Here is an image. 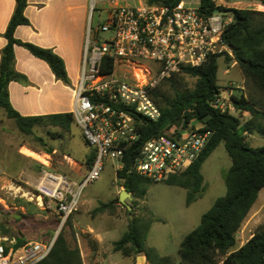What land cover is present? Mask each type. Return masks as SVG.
<instances>
[{"label": "trees", "instance_id": "trees-1", "mask_svg": "<svg viewBox=\"0 0 264 264\" xmlns=\"http://www.w3.org/2000/svg\"><path fill=\"white\" fill-rule=\"evenodd\" d=\"M165 6L174 7L181 0H155ZM15 6L3 37L5 46L0 51V111L12 120L20 133L32 136L34 128H58L69 132L74 123L72 113H60L47 116L23 117L9 103L8 84L23 82L25 77L14 70V47L20 46L31 56L47 64L57 80L67 84L68 78L63 60L51 49L41 48L31 43L15 39L18 26L29 21L24 15L27 0H14ZM264 6V0H258ZM198 9L211 14L215 9L231 15L232 21L226 27L222 39L231 49L232 57L225 61L234 62L244 80L248 97L243 93L231 96V104L236 112L247 113L250 117L244 123L235 115L221 112L215 104L220 97L217 83V60L211 57L199 67H181L179 72L162 80L150 93L158 107L160 117L150 121L133 114L138 139L125 150L124 166L116 171V177L123 190L136 198H144L152 181L139 176L131 168L143 144L176 129H194L211 133L206 146L194 162L182 173L170 176L162 182L168 186H177L187 191L186 205L196 201L202 190L203 175L201 167L214 150L223 143L231 165L223 173L225 193L217 198L211 207L201 216L199 224L179 243V262L169 256H159L153 248L146 246L149 229L153 219H144L131 215L127 229L119 240L113 242L112 250L125 258L144 255L146 264H264V222L259 225L252 237L241 247L237 246V233L257 201L264 188V145L251 147L246 135H264V104L256 96H264V12L246 9H226L216 7L213 0H199ZM101 70L111 73L112 59L102 61ZM187 78L194 79L190 87ZM51 134L52 138L61 137ZM45 152L43 139L35 137ZM83 139V137H82ZM84 140V139H83ZM85 145L90 147L84 140ZM95 149L86 156L88 167L95 158ZM112 203H100L92 213H104L112 210ZM71 216L65 224H70ZM64 224V225H65ZM53 233L50 231L49 234ZM25 240L16 239V246ZM26 243V242H25ZM93 253L97 242L91 241ZM37 264H84L81 252L76 244H70L62 228L56 236L49 254Z\"/></svg>", "mask_w": 264, "mask_h": 264}, {"label": "built area", "instance_id": "built-area-1", "mask_svg": "<svg viewBox=\"0 0 264 264\" xmlns=\"http://www.w3.org/2000/svg\"><path fill=\"white\" fill-rule=\"evenodd\" d=\"M118 1L123 0H103L109 9L102 24L92 35L87 34L78 81L72 90L74 123L95 149V158L79 183L44 165L35 186L38 204L53 205L61 225L78 210L82 190L99 179L105 159L118 163L116 171L123 168L126 148L138 139L133 114L150 121L159 119L150 93L162 80L181 67H199L211 57H232L222 39L232 21L227 12H202L199 0H181L174 7L155 0L121 5ZM100 34L108 38L100 40ZM106 58L113 61L111 73L101 70ZM228 94L220 93L215 104L221 112L233 115V93ZM210 135L196 126L152 138L143 144L131 169L152 182L165 181L194 162ZM54 240L16 246L15 240L0 236V264H37L49 254Z\"/></svg>", "mask_w": 264, "mask_h": 264}, {"label": "rangeland", "instance_id": "rangeland-1", "mask_svg": "<svg viewBox=\"0 0 264 264\" xmlns=\"http://www.w3.org/2000/svg\"><path fill=\"white\" fill-rule=\"evenodd\" d=\"M76 1L84 2V0ZM184 1L190 2L191 0ZM87 3L88 18L82 46L83 51L87 34L91 33L92 35L95 29L102 24L106 17V11L109 9L108 4L103 0H87ZM125 3L132 4L133 0L118 1L119 5ZM215 3L226 9L264 12V7L260 5L258 0H229L227 2L215 0ZM78 23L80 21H77ZM107 38L108 35L106 34L99 36L100 40ZM76 40V50L72 58L75 57L78 49V37ZM145 64L151 65L146 62ZM217 64V83L221 94L223 93L228 97V93H233V95L243 93L245 97H248L244 80L236 64L226 62L225 57L218 58ZM194 81V79L187 78L190 87L193 86ZM65 85H70L69 79ZM241 87L243 89H240ZM256 99H260L261 103L264 104V96H256ZM232 113L240 119L241 123L250 117L247 113L236 111ZM10 121L11 136L14 141L26 145L37 154L44 153L45 148L36 141L35 137L43 139L46 144L45 147L54 150L52 154H48L50 157L49 168L58 174L67 176L76 183L81 181L89 168L85 159L91 151V147L85 145L80 129L76 124L71 126L69 132L53 127H37L34 128L32 136H25L18 131L13 121ZM49 132L54 135L60 134L61 137L53 139ZM245 139L253 148L264 145V135L254 133L246 135ZM10 152L9 150L8 153L10 154ZM43 163L46 162L43 161ZM13 164L14 161L10 158L0 160V174L12 171ZM117 165L115 160H104L99 179L82 190L78 210L71 216L69 225H61L60 219L53 211V205L48 208L38 204L34 190L42 175L35 185H27L22 180L6 181L0 179V236L15 241L16 239H23L25 242L48 241L55 238V235L62 228H65L67 241L78 246L86 264L96 260L100 264L107 260L109 262L107 264H139L137 261L139 255L125 258L112 250L113 242L119 240L124 234L128 220L133 215L154 220L148 232L146 246L153 248L159 256H169L178 263L180 259L177 252L180 241L199 224L201 216L211 207L213 202L225 193L223 173L230 167L231 161L224 144H219L203 163L201 167L202 190L197 200L189 206L186 205L187 191L185 189L162 184L163 181L152 182L144 198L139 199L131 196V199L125 198V204L120 203L118 198L123 188L116 177ZM100 203H112L113 209L104 213L93 214L92 211ZM127 206L130 207V210ZM246 221H249L247 229L250 232L247 233L245 230L244 237L238 234L236 249L242 246H240L241 242H244L250 234L255 232L257 225L264 222V188L260 191ZM89 227L94 232L88 231ZM50 231L53 233L49 234ZM95 234H99L104 240L100 246L97 244V250L93 253L90 242L93 241L91 235Z\"/></svg>", "mask_w": 264, "mask_h": 264}, {"label": "crops", "instance_id": "crops-1", "mask_svg": "<svg viewBox=\"0 0 264 264\" xmlns=\"http://www.w3.org/2000/svg\"><path fill=\"white\" fill-rule=\"evenodd\" d=\"M14 6V0H0V51L6 43L3 34ZM24 15L29 24L18 26L15 29V39L41 48L51 49L57 54L64 62L70 85H65L57 80L46 63L34 58L22 47L15 46L13 67L16 72L25 77V80L8 84L9 103L23 117L71 113L74 107L72 90L79 77L83 55L82 46L87 27V0L82 3L76 0H27ZM77 21L80 23L77 24ZM77 37L78 49L75 57L72 58L76 50ZM10 122L0 111V160L10 158L14 161L12 171L0 174V179L6 181L22 180L27 185H35L45 169L44 165L49 168V153L36 152L37 155L45 157L46 163L23 153L22 149L33 151L26 145L12 139ZM9 150L11 151L10 154L8 153ZM248 226L249 221L245 220L237 236L239 234L244 237L245 230L247 233L250 232L247 229ZM88 231L94 232L90 227ZM253 234L241 242L240 246L247 242ZM91 236L99 246L102 244L104 240L102 236L99 234ZM237 236L236 238H238ZM83 262L86 264L84 259ZM90 263L100 264L97 260L88 264ZM107 263H109L108 260L101 264Z\"/></svg>", "mask_w": 264, "mask_h": 264}, {"label": "water", "instance_id": "water-1", "mask_svg": "<svg viewBox=\"0 0 264 264\" xmlns=\"http://www.w3.org/2000/svg\"><path fill=\"white\" fill-rule=\"evenodd\" d=\"M125 198L131 199V195L127 191L122 190L120 195H119L118 200H119L120 203L125 204ZM127 208H128V210H130L129 206H127ZM57 235H58V233L55 235V238H56ZM137 261H138L139 264H146L144 255H139L137 257Z\"/></svg>", "mask_w": 264, "mask_h": 264}, {"label": "bare ground", "instance_id": "bare-ground-1", "mask_svg": "<svg viewBox=\"0 0 264 264\" xmlns=\"http://www.w3.org/2000/svg\"><path fill=\"white\" fill-rule=\"evenodd\" d=\"M22 152L25 153L26 155H29L30 157H33V158H35V159H37V160H40V161H42V162H43V161L45 162V160H43V158H45V157H42V156H40V155H37V154L31 152L30 150L23 149Z\"/></svg>", "mask_w": 264, "mask_h": 264}]
</instances>
